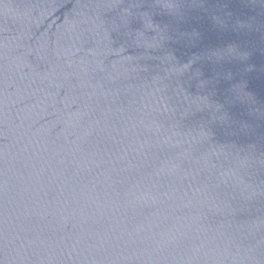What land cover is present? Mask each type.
Listing matches in <instances>:
<instances>
[{"label":"water","instance_id":"1","mask_svg":"<svg viewBox=\"0 0 264 264\" xmlns=\"http://www.w3.org/2000/svg\"><path fill=\"white\" fill-rule=\"evenodd\" d=\"M0 264H264V0H0Z\"/></svg>","mask_w":264,"mask_h":264}]
</instances>
